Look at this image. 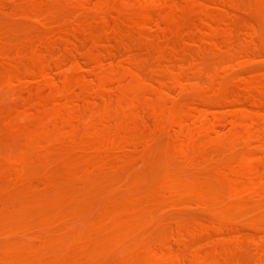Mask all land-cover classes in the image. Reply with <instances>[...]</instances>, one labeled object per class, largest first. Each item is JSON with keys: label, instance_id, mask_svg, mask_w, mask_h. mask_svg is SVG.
<instances>
[{"label": "rangeland", "instance_id": "1", "mask_svg": "<svg viewBox=\"0 0 264 264\" xmlns=\"http://www.w3.org/2000/svg\"><path fill=\"white\" fill-rule=\"evenodd\" d=\"M25 1L3 0L5 5L0 2V7H6L5 11L0 8V53H4L0 54V95L5 94L0 97V110H5L0 111V214L3 212L0 224L7 220L8 225L4 227L6 222L0 225L3 228L0 230V264H198L204 260L206 264H264L263 0ZM17 3L23 6L16 8L20 5ZM75 4L80 7L72 8ZM38 6L43 8L42 14ZM32 8L38 11L37 17ZM145 11L147 18L141 15ZM3 19L5 22L1 24ZM118 25L123 26L122 29ZM7 27L11 30H6ZM168 30L170 37L165 34ZM92 31L96 34L94 37L90 35ZM118 31L121 33L117 34ZM10 32L13 39L8 41ZM112 32L115 38H111ZM85 34L89 41L84 40ZM117 36L121 50L116 47L113 50ZM34 48H42L44 60ZM45 58L47 62L49 58L54 61H50L54 66L47 65L51 70L47 73L52 76L46 73ZM64 62L66 64H62ZM194 67H200L202 74ZM29 68L34 71L31 73ZM42 69L46 74L44 78L38 74L44 72ZM38 76L43 78L44 81L40 78L43 84ZM81 94L85 99L79 97ZM240 97L242 100L245 97V101ZM127 102L136 112L128 108ZM4 112L7 114L2 115ZM23 115L27 118L19 117ZM29 116L30 120L34 118L29 122L36 127L31 124L37 129L36 133L28 126ZM49 117L55 123L49 122ZM24 125L31 128L29 135L30 132L35 136L40 133L41 139L37 136V140L34 137L32 141L34 138L28 136L32 143L26 140L28 144H23L28 138L20 135L18 139L16 130L24 129ZM49 125L52 137L47 138ZM242 128L252 130V136L236 135ZM25 129L22 134L28 132ZM7 132H13L15 137L8 138ZM36 141L42 149L35 145ZM94 143L100 153L94 151ZM98 143L99 147L103 146L97 148ZM123 149L127 152H122ZM85 151L92 155L88 158ZM43 168L42 174L47 171L46 176H39ZM142 171H146L144 176L154 184L145 183ZM148 173H155L157 177L149 178ZM162 173L165 176L171 173L173 183L177 177L181 181L177 182L190 185L185 184L182 192L185 187H180V183L163 184ZM234 180L241 182L244 188L235 192L231 185ZM143 181L147 184L145 187L141 185ZM100 190L104 194H100ZM108 190L113 193L110 195ZM94 201L97 206L93 205ZM15 202L16 209L12 208ZM43 202L48 203V207ZM146 203L152 207H147ZM39 206L42 209H38ZM31 207L36 212L31 211ZM43 207L48 211H43ZM139 208L142 214L139 216L137 211L133 215L132 210L136 212ZM13 209L18 211L17 216ZM115 211L118 215L113 216ZM7 215L11 219L9 224L8 218H4ZM41 215L44 219L40 220ZM136 215L139 217L135 220ZM17 217L18 225L15 224ZM167 239L171 247L163 253L161 248ZM91 257L94 260L91 261Z\"/></svg>", "mask_w": 264, "mask_h": 264}, {"label": "bare ground", "instance_id": "2", "mask_svg": "<svg viewBox=\"0 0 264 264\" xmlns=\"http://www.w3.org/2000/svg\"><path fill=\"white\" fill-rule=\"evenodd\" d=\"M27 1H30V0H27ZM27 1H25V2L27 3ZM69 1H70V0H69ZM69 1H68L67 3H70ZM88 1H89V0H88ZM202 1H203V0H202ZM202 1H201V2H202ZM0 2L3 3V5H5V3L3 2V0H1ZM36 2H37V0H36ZM74 2H76V1H74ZM194 2H195V1H194ZM241 2H242V0H241ZM1 3H0V4H1ZM64 3H65V2H64ZM98 3H99V2H98ZM191 3H192V2H191ZM202 3H204V2H202ZM245 3H246V2H245ZM263 3H264V0H263ZM17 4H20V5H18V6L15 5L16 8H20L19 6H21L23 3H17ZM24 4H25V3H24ZM39 4H40V3L36 4V6L39 5ZM70 4H71V3H70ZM70 4H69V5H70ZM135 4H136V3H135ZM138 4H139V3H138ZM194 4H195V3H194ZM233 4H234V3H233ZM235 4H236V3H235ZM33 5H34V4H33ZM40 5L42 6V2H41ZM67 5H68V4H67ZM69 5H68V6H69ZM76 5H77V4H75L72 8L76 9V8H75ZM203 5H204V4H203ZM15 6H14V9H16ZM22 6H23V5H22ZM24 6H27V5L25 4ZM30 6H31V5H30ZM44 6H45V4L43 3V7H44ZM78 6L80 7V5H77L76 7H78ZM81 6H82V5H81ZM199 6H200V5H199ZM256 6H257V5H256ZM27 7H28V6H27ZM70 7H71V6H70ZM82 7H83V6H82ZM164 7H166V6H164ZM195 7H196V9H197V6H195ZM257 7H258V6H257ZM0 8H3V10L1 9V11H5L4 8H6V7L2 6V7H0ZM30 8H31V7H30ZM83 8H84V7H83ZM258 8H259V7H258ZM11 9H12V8H11ZM32 9L34 10L35 8H32ZM32 9H31V11H33ZM37 9H39V14H40V13L42 14V12H43V8H40V6H38ZM201 9H202V8H201ZM261 9H262V8H261ZM6 10H7V9H6ZM16 10L18 11V9H16ZM22 10H23V9H22ZM25 10H27V9H25ZM40 10H42V12H40ZM164 10H165V8H164ZM254 10H257V8H256V9L254 8ZM34 11H35V12H34ZM34 11H33V13H36V14H35V16H36L37 13H38V11H37V12H36V10H34ZM191 11H192V10H191ZM201 11H202V10H200L199 12H201ZM211 11H212V10H211ZM257 11H258V10H257ZM262 11H263V12H262ZM262 11H260V12H262L261 18H262V17L264 18V4H263V9H262ZM192 12H193V11H192ZM227 12H228V11H227ZM258 12H259V11H258ZM258 12H257V14H260V13H258ZM0 13H1V12H0ZM4 14H5V13H3V15H4ZM152 14H153V13H152ZM179 14H181V13H179ZM198 14H199V13H198ZM1 15H2V14H0V16H1ZM6 15H8V14H6ZM6 15H5L6 18H5L4 16H2V17H4L5 19H7V16H6ZM9 15H10V13H9ZM141 15H142L143 18H147V16H148V12L145 11V12L141 13ZM155 15H156V14H155ZM183 15H184V14H183ZM183 15H182V16H183ZM193 15H194V14H193ZM210 15H212V14H210ZM40 16H41V15H40ZM176 16H178V15H176ZM182 16H181V17H182ZM184 16H185V15H184ZM197 16H198V15H197ZM197 16H192V15H191V17H195V18H197ZM200 16H202V14H201ZM2 17H1V19H2ZM36 17H37V16H36ZM181 17H180V18H181ZM259 17H260V16H259ZM105 18H106V17H105ZM178 18H179V17H178ZM180 18H179V19H180ZM184 18H185V17H184ZM201 18L203 19V17H201ZM39 19H40V18H39ZM181 19H182V18H181ZM199 19H200V18H199ZM207 19H208V18H207ZM211 19H212V18H211ZM148 20H149V19H148ZM195 20H196V19H195ZM209 20H210V19H209ZM183 21L185 22V20H183ZM193 21H194V19H193ZM197 21H198V20H197ZM199 21H200V20H199ZM4 22H5V20L3 19V22H1V24L4 23ZM207 22H208V21H207ZM260 22L262 23V21H260ZM116 23H117V22H116ZM146 23H147V22H146ZM166 23H168V22H166ZM170 23H171V22H170ZM186 23H187V22H186ZM194 23H195V22H194ZM205 23H206V22H205ZM222 23H223V22H222ZM222 23H221V24H222ZM7 24H9V23H7ZM7 24H6V26H8ZM121 24H122V23H121ZM168 24H169V23H168ZM218 24H219V23H218ZM185 25H186V24H185ZM197 25H198V27H199V24H198V23H197ZM178 26H180V25H178ZM212 26H214V25H212ZM212 26H210V27H211V28H214V27H212ZM217 26H218V25H217ZM223 26H224V25H223ZM86 27H87V26H86ZM118 27H121V29H122L123 26H119V25H118ZM124 27H125V26H124ZM136 27H137V26H135V28H136ZM169 27H170V26H169ZM183 27H184V25H183ZM183 27H182V28H183ZM114 28H115V26H114ZM191 28H192V27H191ZM194 28H195V27H194ZM222 28H223V27H221V29H222ZM224 28L226 29V27H224ZM224 28H223V29H224ZM231 28H232V27H231ZM252 28H253V27H252ZM8 29H9V30H8ZM69 29H72V28L70 27ZM69 29H68V31H70ZM90 29H91V28H90ZM90 29H89V30H90ZM119 29H120V28H118V30H119ZM166 29H167V27H166ZM201 29H202V28H201ZM6 30L10 31L11 29H10L9 27H7ZM91 30H92V29H91ZM91 30H90V31H91ZM94 30H95V29H94ZM123 30H124V29H123ZM123 30H122V32H123ZM202 30H204V29H202ZM202 30H201V31H202ZM253 30H254V29H253ZM71 31H72V30H71ZM73 31H74V30H73ZM85 31H86V29H85ZM111 31H112V30H111ZM171 31H172V30H171ZM175 31H176V30H175ZM184 31H185V30H184ZM184 31H183V32H184ZM210 31H211V30H210ZM113 32H114V30H113ZM113 32H112V36H113V37H111V38H115V36H114L115 34H114ZM168 32H169V30H168ZM183 32H182V33H183ZM221 32H222V31H221ZM227 32H229L228 29H227ZM12 33H14V31H12ZM12 33L10 32V36H9V34H7V36L10 37L8 41H10V40L13 39V38L11 37V34H12ZM85 33H87V32H85ZM110 33H111V32H110ZM110 33H109V34H110ZM115 33H116V31H115ZM118 33L120 34L121 32L118 31L117 34H118ZM124 33H125V32H124ZM206 33H207V31H206ZM231 33L233 34V32H231ZM81 34H82V33H81ZM92 34H93V31L91 32L90 35L92 36ZM117 34H116V35H117ZM127 34H128V33H127ZM129 34H130V33H129ZM165 34H170V32H169V33H165ZM176 34L178 35L177 32L175 33V35H176ZM82 35H83V34H82ZM82 35H81V36H82ZM95 35H96V34L94 33V34H93V37H94ZM110 35H111V34H110ZM183 35H184V34H183ZM227 35H229V37H230V34H229V33H228ZM250 35H251V34H250ZM84 36H85L86 39H84V37H83V38L81 37V39H82V40H83V39H84V40H87V36H86V34H85ZM91 36H90V38H91ZM170 36H171V34L169 35V37H170ZM225 36H226V35H225ZM248 36H249V35H248ZM4 37H5V39L7 38L6 36H4ZM13 37H14V34H13ZM122 37H123V36H122ZM122 37H121V38H122ZM166 37L168 38V35H167ZM166 37H165V39H166ZM176 37H177V36H176ZM195 37H196V36H195ZM90 38H89V39H90ZM116 38H117V40H118L119 37L117 36ZM141 38H142V37H141ZM246 38H247V37H246ZM7 39H8V38H7ZM91 39H92V38H91ZM109 39H110V38H109ZM119 39H120V38H119ZM251 39H252V41H253V38H252V37H250V41H251ZM107 40H108V39H107ZM173 40H175V39H173ZM184 40H185V39H184ZM187 40H188V39H187ZM3 41H5V40H3ZM6 41H7V40H6ZM87 41H89V40H87ZM110 41H111V40H110ZM113 41H115V40H113ZM167 41H169V39H167ZM176 41H177V39H176ZM252 41H251V42H252ZM65 42H66V40H65ZM68 42H69V41H68ZM118 42H120V41L118 40V41L116 42L117 44L113 47V50H114L115 47H116L117 49L119 48V50H121V49L123 48V47H122V44H120L121 48L119 47V43H118ZM169 42H170V41H169ZM190 42H191V41H190ZM193 42H194V41H193ZM227 42H228V41H227ZM248 42H249V41H248ZM254 42H255V41H254ZM254 42H253L252 44H254ZM36 43H37V42H36ZM36 43H35V45H36ZM120 43H121V42H120ZM136 43H137V42H136ZM147 43H148V41H147ZM182 43H183V42H182ZM186 43H187V41H186ZM196 43H197V42H196ZM232 43H233V41H232ZM246 43H247V41H246ZM69 44H70V42H69ZM73 44H74V42H73ZM114 44H115V43H114ZM165 44L168 45L167 42H165ZM188 44H189V43H188ZM227 44H228V46H229L230 43H227ZM249 44H250V42H249ZM35 45H34V46H35ZM196 45H197V44H196ZM225 45H226V44H225ZM67 46H70V45H67ZM73 46H74V45H73ZM73 46H72V47H73ZM180 46H181V45H180ZM187 46H188V45H187ZM252 46H253V45H252ZM252 46H251V47H252ZM37 47H38V44H37ZM166 47H167V46H166ZM170 47H172L171 44H170ZM184 47H186V45H185ZM253 47H254V46H253ZM70 48H71V46H70ZM116 48H115V49H116ZM177 48H178V47H177ZM186 48H187V47H186ZM34 49H36V48H34ZM75 49H76V48H75ZM75 49H73V50H75ZM169 49H170V48H168V47L166 48V50L168 51V53H170V52H169ZM31 50H32V49H31ZM41 50H42V48H41V49H38V50L36 49L35 51H36V53H37V51H40V54H41ZM70 50H71V49H70ZM196 50H197V49H196ZM198 50H199V49H198ZM66 51L71 52L72 54H74L72 51H69V50H66ZM175 51H176V50H175ZM199 51H200V50H199ZM74 52H76V51H74ZM160 52H161V51H160ZM173 52H174V51H173ZM190 52H191V51H190ZM225 52H226V51H224V53H225ZM2 53H3V52H2ZM2 53H0V54H1V55H4V53H3V54H2ZM30 53H31V52H30ZM174 53H175V52H174ZM177 53H178V52H177ZM179 53H180V52H179ZM184 53H185V52H184ZM187 53H188V52H187ZM192 53H193V52H192ZM194 53H196V52H194ZM229 53H231V52H229ZM32 54H33V53H32ZM38 54H39V52H38ZM185 54H186V53H185ZM5 55H6V54H5ZM35 55H36V54H34V56H35ZM41 55H42V54H41ZM66 55H70V54L66 53ZM31 56L34 57L33 55H31ZM63 56H65V55H63ZM70 56H72V55H70ZM191 56H192V55H191ZM194 56H195V55H194ZM35 57H36V56H35ZM37 57H38V56H37ZM39 57H41V56H39ZM42 57H43L42 59L44 60V57H45V56L42 55ZM60 57H62V56H60ZM67 57H68V56H67ZM164 57H165V55H164ZM171 57H172V53H171ZM173 57H174V56H173ZM7 58H8V57H7ZM52 58H53V57H52ZM56 58H57V57H56ZM64 58H65V57H64ZM76 58H77V57H76ZM165 58H166V57H165ZM0 59H1V58H0ZM42 59H40V61H41ZM46 59H47V58H45L44 63L47 62ZM53 59H55V58H53ZM132 59H135L134 56H133ZM29 60H30V59H29ZM34 60H35V59H34ZM38 60H39V59H38ZM48 60L51 61L52 59L49 58ZM57 60H58V59H57ZM35 61L37 62V59H36ZM40 61L38 62V64H40ZM50 61H48L49 63L47 62L48 64L46 63V69L49 67V66L47 67V65L50 64ZM52 61H53V60H52ZM61 61H64V60L61 59ZM61 61H60V62H61ZM67 61H68V59H67ZM69 61H70V60H69ZM56 62L58 63V61L55 60V64H57ZM133 62H134V61H133ZM31 63H32V62H31ZM42 63H43V61H42ZM53 63H54V61H53ZM53 63H51L50 65H52ZM76 63H77V62H76ZM195 63H196V62L194 61L193 64H195ZM62 64H66V62H64V63H62ZM73 64H74V63H73ZM73 64H71V65H73ZM78 64H80V63H78ZM33 65H34V64H33ZM36 65H37V63H36ZM43 65H44V64H43ZM191 65H192V64H191ZM196 65H200V64H196ZM30 66H31V64H30ZM44 66H45V65H44ZM53 66H54V64H53ZM53 66H52V68H53ZM59 66L61 67V63H59ZM59 66H58L57 68H59ZM192 66H193V65H192ZM31 67H32V66H31ZM38 67H39V66L37 65L36 68H38ZM40 67H42V64H41ZM77 67H78V66H77ZM190 67H191V66H190ZM190 67H189V68H190ZM36 68H35V69H36ZM43 68H44V67H43ZM50 68H51V66H50ZM79 68H81V67H79ZM194 68H195V70L197 69V67H194ZM194 68H193V69H194ZM29 69H31V68H29ZM33 69H34V68H33ZM201 69H202V68H201ZM40 70H41V68H40ZM42 70H43V69H42ZM44 70H45V68H44ZM44 70H43V71H44ZM48 70H50V69H47V70H46V73H47ZM190 70H191V69H190ZM195 70H194V71H195ZM197 70H199V74H202V70H201V73H200V67H199ZM33 71H34V70L31 69V73H32ZM50 71H51V70H50ZM29 72H30V70H29ZM48 72H49V71H48ZM31 73H30V74H31ZM41 73H42V74L44 73V75H40ZM38 74H39V76H41V77L43 76V78H44L45 75H46V74H45V71H44V72H39ZM47 75H51V73H50V74L47 73ZM192 75H194V74H192ZM34 76H35V75H34ZM39 76H38L37 78H39ZM51 76H52V75H51ZM82 76H83V75H82ZM195 76H196L197 79H199V78H198V75H197V72H196V75H195ZM201 76H202V75H201ZM32 77H33V76H32ZM41 77H40V78H41ZM47 77H48V76H47ZM80 77H81V76H80ZM37 78H35V80H36ZM40 78H39L40 83H42V82H41V79L43 80V78H41V79H40ZM52 78H53V77H52ZM84 78H85V77H84ZM196 78L194 77V79H196ZM77 79H79V78H77ZM81 79H82V78H81ZM39 80H36V82L39 81ZM43 81H44V80H43ZM46 81H47V80H46ZM54 81H55V80H54ZM68 81H69V80H68ZM83 81H84V80H83ZM199 81H200V80H198V82H199ZM34 82H35V81H34ZM36 82H35V83H36ZM52 82H53V81H52ZM76 82H77V81H76ZM89 82L91 83V80L88 81V83H89ZM247 82H248V81H247ZM44 83H45V82H44ZM55 83H56V82H55ZM90 83H89V84H90ZM199 83H200V82H199ZM248 83H249V82H248ZM42 84H43V83H42ZM46 84H47V83H46ZM69 84H70V81H69ZM81 84L84 85V82H82ZM244 84H245V83H244ZM37 85H38V83H36L35 86H37ZM44 85H45V84H44ZM52 85H53V83H52ZM55 85H57V84H55ZM82 85H81V86H82ZM143 85H144V83H143ZM147 85H148V84L146 83V86H147ZM198 85H199V84H198ZM62 86L64 87V85H62ZM81 86H79V87H81ZM89 86H90V85H89ZM220 86H221V84H220ZM225 86H226V85H225ZM249 86H250V85H249ZM253 86H254V85H253ZM47 87H48V84H47ZM86 87L88 88V84H87ZM136 87H137V86H136ZM147 87H149V86H147ZM245 87H246V85H245ZM261 87H262V86H261ZM65 88H66V87H65ZM71 88H72V87H71ZM84 88H85V86H84ZM84 88H82V89H84ZM34 89H35V88H34ZM67 89H68V88H67ZM85 89H86V88H85ZM198 89H199V87H198ZM263 89H264V88H263ZM30 90H31V88H30ZM30 90H29V91H30ZM37 90H38V89H37ZM59 90H60V89H59ZM32 91H33V89L31 90V92H32ZM55 91H57V89H56ZM147 91H148V90H147ZM69 92H70V90H69ZM69 92H68V93H69ZM83 92H84V91H83ZM232 92H233V90H232ZM246 92H247V90H246ZM250 92H251V91H250ZM32 93H33V92H32ZM32 93H31V94H32ZM35 93H36V91H35ZM81 93H82V92H81ZM144 93H145V92H144ZM229 93H230V95L232 94L231 91H229ZM255 93H256V92L254 91V94H255ZM257 93H258V92H257ZM0 94H1V93H0ZM87 94H88V93H87ZM236 94H238V93H236ZM236 94H235V95H236ZM2 95L4 96L5 94H2ZM79 95H80V94H79ZM84 95H85V94H84ZM244 95L246 96V94H244ZM3 96L0 95V97H3ZM28 96H29V99H30V97H31V96H30V93H29ZM82 96H83V95L81 94V96H79V97H82ZM231 96H232V95H231ZM87 97H88V96H87ZM87 97H86V98H87ZM235 97H236V96H235ZM237 97H238V95H237ZM253 97H254V96H253ZM27 98H28V97H27ZM69 98H70V95H69ZM82 98H84V97H82ZM163 98H164V97H163ZM238 98H239V97H238ZM243 98H244V100H242L241 97H240L241 101H245V97H243ZM247 98H248V96H247ZM250 98H251V95H250ZM77 99H78V97H77ZM80 99H81V98H80ZM84 99H85V98H84ZM231 99H233V98H231ZM235 99H236V98H235ZM248 99H249V98H248ZM27 100H28V99H27ZM39 100L41 101V99H39ZM82 100H83V99H82ZM239 101H240V100H239ZM248 101H249V100H248ZM32 102H33V101H32ZM32 102H31V104L33 105ZM36 102H37V101H36ZM125 102H126V101H125ZM230 102H232V100H231ZM40 103H41V102H40ZM128 103H129V102H127V104H128ZM36 104H38V102H37ZM36 104H34V105H36ZM129 104H130V106L128 105V108L130 109V107H131V103H129ZM135 104H136V103H135V101H134V105H135ZM180 105H181V104H180ZM132 106H133V104H132ZM37 108H38V107H37ZM131 108L135 109V107H131ZM133 109H132L131 112L135 113V112H136V109H135V112L133 111ZM203 109H204V108H203ZM247 109H248V108H247ZM2 110H3V109H1L0 111H2ZM57 110H58V109H57ZM127 110H128V109H127ZM3 111H5V110H3ZM22 111H23V110H22ZM22 111H21V112H22ZM239 111H240V110H239ZM239 111H238V112H239ZM18 112H19V110H18ZM32 112H33V111H32ZM34 112H37V113H38V110H37V111L34 110ZM39 112H40V111H39ZM131 112H128V113L133 114V113H131ZM186 112H187V111H186ZM0 113H1V112H0ZM5 113H6V112L2 113V115L5 114ZM6 114H7V113H6ZM21 114H22V113H21ZM31 114H32V113H31ZM31 114H30V115H31ZM33 114H34V113H33ZM38 114H39V113H38ZM161 114H162V113H161ZM15 115H17V113H16ZM69 115L71 116V113H69L68 116H69ZM73 115H74V114H73ZM131 116H134V115H131ZM250 116H251V115H250ZM250 116H249V117H250ZM8 117H9V115H8ZM19 117H21V119H22V117H26V116L23 115V116H19ZM50 117H51V116H50ZM50 117H49V118H50ZM76 117H77V116H76ZM81 117H83V116H81ZM94 117H95V116H94ZM251 117H252V116H251ZM9 118H10V117H9ZM12 118H13V117H12ZM26 118H27V117H26ZM29 118H31V116H29L28 119H29ZM32 118H33V117H32ZM36 118H37V117H36ZM60 118H61V117H60ZM78 118H79V117H78ZM247 118H248V116H247ZM19 119H20V118H19ZM21 119H20V121H21ZM68 119H69V117H68ZM82 119H84V118H82ZM173 119H175V118H173ZM249 119H250V118H248V120H249ZM11 120H13V119H11ZM11 120H10L9 122H13V121H11ZM14 120H15V118H14ZM32 120H34V118H33ZM32 120H30V119L27 120L28 124H29L30 122H33ZM48 120H49V119H48ZM53 120H54L53 118H50V121H49V122H53ZM57 120H58V119H57ZM88 120H89V117H88ZM25 121H26V120H23V123H24ZM29 121H30V122H29ZM81 121H82V120H81ZM173 121H175V120H173ZM16 122H18V121H16ZM34 122H35V121H34ZM84 122H85V121H84ZM86 122H88V121H86ZM91 122H93V121H91ZM175 122H176V121H175ZM175 122H174V123H175ZM47 123H48V121H47ZM53 123H55V122H53ZM79 123H81V122H79ZM82 123H83V121H82ZM24 124H26V123H24ZM31 124H33V123H30V125H28V126L31 127L32 129L29 128V127L27 128V127H26L27 125H24L25 128H26L27 130L23 127V128L25 129L26 132L28 131V132H27L28 135H27V133H26V134H22V133H23L22 131H24V129H22V130L20 129L19 132H17L16 127L14 128V130H16V134L19 133V135L17 136L18 139H21V138H19V137H21L20 135H23V139H25L24 135H26V137L28 138V139H25V141L23 142V144H24V143L28 144V143L26 142V140H27L29 143H32L30 140H32V138H34V137H35L36 140H37V136L39 137V135H40V133H39V134L37 133L36 136H35V135H32V132L35 131V133H36V130H37V129L35 130L36 127L34 126V124H33V126H34L35 128L33 129V127L31 126ZM49 124H50V123H49ZM74 124H75V123H74ZM74 124H73V125H74ZM7 125L9 126L10 123H8ZM17 125H18V124H17ZM77 125H78V128H79V127H80L79 124H77ZM77 125H74V126L77 127ZM11 126H12V124H11ZM18 126H19V125H18ZM21 126H22V123H21ZM94 126H96V125H94ZM9 127H10V126H9ZM12 127H14V126H12ZM48 127H50V125H49ZM48 127H47V128H48ZM51 127H53L52 124H51ZM51 127H50L49 131L52 129ZM90 127H91V126H90ZM92 127H93V126H92ZM209 127H210V125H209ZM6 128H7V126H6ZM66 128H67V127H66ZM66 128H65V129H66ZM72 128H73V127H72ZM85 128H86V127H85ZM9 129H11V127H10ZM30 129L32 130V132H30L31 135H29V131H30ZM38 129H39V128H38ZM97 129H99V128H97ZM101 129H102V128H101ZM101 129H100V131H101ZM103 129H104V128H103ZM4 130H6V131H10V130H8V129H4ZM14 130H13V132H14ZM46 130H47V129H46ZM46 130H45V131H46ZM63 130H64V129H62V131H63ZM237 130H240V129H237ZM11 131H12V130H11ZM39 131H40V130H39ZM41 131H42V130H41ZM45 131L43 130V132H44L45 134L48 133V132H45ZM57 131L59 132L58 129H57ZM13 132H11V133H13ZM79 132H80V131H79ZM2 133H4V135H6V132L3 131ZM11 133L9 134V132H7V134H9L8 138H10V137H11V138H12V137L14 138V137H15V136H14L15 134L12 135ZM33 133H34V132H33ZM73 133H74V132H73ZM82 133H83V132H82ZM97 133H98V132H97ZM103 134H105L104 131H103ZM106 134H107V133H106ZM106 134H105V135H106ZM242 134H243V135H247V136L250 137V136H252L253 131L250 130V129L244 130V129L242 128V129H241L236 135L244 137ZM105 135H104V136H105ZM233 135H235V134H233ZM28 136H32V138H31V137H28ZM48 136L52 137V136H51V131H50L49 134L47 135V138H48ZM91 136L93 137V132H92ZM100 136H101V135H99V137H100ZM114 136H115V135H114ZM45 137H46V135H45L43 138H45ZM55 137H56V136H55ZM97 137H98V136H97ZM236 137H237V136H236ZM30 138H31V139H30ZM35 138H34V140H32V141H35ZM89 138H90V137H89ZM104 138H105V137H104ZM145 138H146V136H145ZM238 138H239V137H238ZM29 139H30V140H29ZM39 139H41V137H39ZM39 139H38V140H39ZM231 139H232V138H231ZM13 140H14V139H13ZM101 140H103V139H101ZM104 140L106 141V138H105ZM204 140H205V139H204ZM22 141H23V140H22ZM121 141H122V139H121ZM146 141H147V140H146ZM19 142H20V140H19ZM38 142H39V141H38ZM94 142L97 143L96 140H94ZM101 142H102V141H101ZM262 142H263V141H262ZM33 143H34V142H33ZM200 143H201V142H200ZM203 143H204V142H203ZM254 143H255V142H254ZM257 143H258V142H257ZM259 143H260V142H259ZM20 144H22V143L20 142ZM99 144H100V143H98L97 148L99 147ZM102 144H103V142H102ZM124 144H125V143H124ZM212 144H213V143H212ZM215 144H216V143H215ZM252 144H253V143H252ZM29 145H30V144H29ZM35 145H38L39 147H41V149L43 148V147L40 145V142L37 144V141H36V144H35ZM108 145H110V144L108 143ZM125 145H126V144H125ZM30 146H31V145H30ZM30 146H29V147H30ZM94 146H95V150H94V149H93V150H94L95 152L100 153L101 151L99 152V151H98L99 149L96 150V144H95V143H94ZM94 146H93V147H94ZM101 146H103V145H100V147H101ZM106 146H107V145H106ZM112 146H113V145H112ZM126 146H127V145H126ZM259 146H261V145H259ZM27 147H28V146H27ZM27 147H26V149H30V148H27ZM100 147H99V148H100ZM31 148H32V147H31ZM102 148H103V147H102ZM102 148H101V149H102ZM104 148H105V147H104ZM106 148H107V147H106ZM109 148H110V147H109ZM32 149H33V148H32ZM111 149H112V148H111ZM188 149H189V148H188ZM37 150H38V149H37ZM39 150H40V148H39ZM103 150H104V149H103ZM103 150H102V151H103ZM109 150H110V149H109ZM124 150H125V152H127L126 149H123L122 152H123ZM244 150H245V149H244ZM260 150H262V149H260ZM112 151L114 152V149H113ZM156 151H157V148H156ZM103 152H105V151H103ZM107 152L111 153V152L108 151V150H107ZM85 153L88 154V158L90 157V155H92V154L89 155V153H88L87 151H85ZM236 153H237V152H236ZM238 153H239V152H238ZM238 153H237V154H238ZM241 153H242V152H241ZM83 154H84V153H83ZM123 154H124V153H123ZM123 154H122V155H123ZM127 154H130V153H127ZM263 154H264V153H263ZM85 156H86V154H85ZM128 156H129V155H128ZM16 157H17V156H16ZM190 157H191V156H190ZM251 157H253V156H251ZM20 158H22V157H20ZM86 158H87V157H86ZM162 158H163V157H162ZM177 158H178V157H177ZM181 158H182V157H181ZM191 158H192V157H191ZM25 160H27V159H25ZM14 161H15V159H14ZM19 161H20V160H19ZM168 161H169V160H168ZM242 161H243V160H242ZM20 164H22V162H21ZM23 164H24V162H23ZM47 164H49V163H47ZM255 165H256V164H255ZM42 166H44V165H41V167H42ZM49 166H50V165H49ZM49 166H48V167H49ZM149 166H150V165H149ZM149 166H148V167H149ZM181 166H182V165H181ZM44 167H45V166H44ZM163 167H164V166H163ZM169 167H170V165H169ZM169 167H168V168H169ZM22 168H23V167H22ZM181 168H182V167H181ZM181 168H179V166H178V169H179V170H181ZM257 168H258V167H257ZM257 168H256V169H257ZM43 169H44V168H43ZM43 169H42V170H43ZM166 169H167V168H166ZM3 170H4V169H3ZM51 170H52V169H51ZM51 170H50V171H51ZM27 171H28V170H27ZM30 171H32V170H29L28 172L31 173ZM44 171H45V169L43 170V172L38 173L39 176H40V174L44 173ZM146 171H147V170H146ZM146 171H145V172H146ZM181 171H183V169H182ZM184 171H185V170H184ZM0 172H1V170H0ZM7 172H8V171H7ZM46 172H47V171H46ZM46 172H45V175H43V174H42V175H43V176H46ZM53 172H54V171H53ZM53 172H52V173H53ZM57 172H58V171H57ZM142 172H143V173H142V174H143L142 179H143V180L145 179V180H144L145 183L148 184L149 181H150V183H153L152 180H149V181H148L147 178L144 176L145 172H144V171H142ZM148 172H149V171H148ZM234 172H235V171H234ZM49 173H50V172H49ZM139 173H140V172H139ZM173 173H174V171H173ZM238 173H239V172H238ZM142 174L140 173V175H142ZM150 174H151V173H148V174H146V175H147V176L149 175V178H151L152 176H156V175H154L155 173H154V174L152 173L151 175H150ZM160 174H161V173H160ZM162 174L164 175V173H162ZM170 174H171V173H169V175L166 174V176L164 175L165 178H163L162 175H161V177L159 176L160 179H161V178L164 179V180H161V181H163V184H164V182H167V181H168V185H170L169 182L171 183V181H172V183H173L174 179H173V177H172L173 180L170 179V177H171ZM188 174H189V173H188ZM235 174H237V172H236ZM4 175H6V174H4ZM4 175H3V176H4ZM21 175H22V174H21ZM29 175H32V174H29ZM29 175L27 174L26 176H29ZM42 175H41V177H42ZM52 175H53V174H52ZM137 175H138V173H137ZM181 175H182V174H181ZM16 176H17V175H16ZM18 176H19V175H18ZM35 176H36V174H35ZM56 176H58V175L56 174ZM189 176H190V175H189ZM238 176H240V175H238ZM156 177H157V176H156ZM156 177H155V178H156ZM242 177H244L243 174H242ZM18 178H20V177H18ZM26 178H27V177H26ZM54 178H55V177H54ZM152 178H153V177H152ZM237 178H238V177H237ZM196 179H197V178H196ZM243 179H244V178H243ZM243 179H242V180H243ZM146 180H147V182H146ZM153 180L155 181V179H153ZM165 180H166V181H165ZM175 180L180 181L179 179H177V177H176ZM144 181H143V183L141 182V185H143V186L145 187L147 184L144 185V184H145ZM156 181H157V180H156ZM177 181H176V183H180V182H181V181H180V182H177ZM193 181H194V180H193ZM12 182H13V181H12ZM14 182H15V181H14ZM227 182H228V181H227ZM244 182H245V181H244ZM133 183H134V182H133ZM139 183H140V181H139ZM159 183H160V182H159ZM159 183H157V184H159ZM176 183H173V186H175ZM246 183H248V182H246ZM153 184H154V183H153ZM153 184H149L148 186L153 185ZM180 184H181V186H180ZM180 184H177V185H179L180 187L184 186L185 184H186V185H190V184H187V182H186L185 184H183V182L180 183ZM12 185H14V184H12ZM63 185H66V184H63ZM161 185H162V183L160 184V186H161ZM224 185H225V184L223 183V187L225 188ZM231 185H232L233 190H234L235 192H236L237 189L244 188V185L241 184V182H237L236 180H234V181L232 182ZM245 185L247 186V184H245ZM248 185H249V184H248ZM96 186H98V185H96ZM100 186H101V184H100ZM100 186H99V187H100ZM139 186H140V184H139ZM148 186H147V189H148ZM157 186H158V185H157ZM163 186H165V185H163ZM179 186H178V187H179ZM213 186H215V185H213ZM101 187H102V186H101ZM101 187H100V189H101ZM178 187H177V188H178ZM184 187H185V186H184ZM94 188H95V187H94ZM153 188H154V185H153ZM153 188H152V189H153ZM162 188H163V187H162ZM177 188H176V189H177ZM187 188H188V186H187ZM215 188H216V187H215ZM247 188H248V187H247ZM252 188H253V187H252ZM254 188H255V187H254ZM254 188H253V189H254ZM103 189H104V188H103ZM152 189H151V190H152ZM155 189H156V186H155ZM181 189H182V188H181ZM181 189H179L178 191L180 192ZM184 189H186V187L183 188V191H182V192L185 191ZM218 189H219V188H218ZM218 189H217L216 191H218ZM221 189H222V186H221ZM226 189H227V188H226ZM96 190H97V188H96ZM129 190H130V189H129ZM143 190H144V188L142 189V191H143ZM151 190H150V191H151ZM100 191H101V190H100ZM102 191H103V190H102ZM102 191L100 192V194H104V192L102 193ZM108 191H109V192H107V193H109L110 195H111L110 192L113 193V191H111V190H108ZM144 191H145V190H144ZM156 191H157V190H156ZM192 191H193V190H192ZM221 191H222V190H221ZM249 191H250V190H249ZM20 192H22V191H20ZM42 192H43V191H42ZM239 192H240V191H239ZM98 193H99V192H98ZM185 193H186V192H185ZM211 193H212V192H211ZM253 193H254V192H252V194H253ZM43 194H44V192H43ZM43 194H42V196H43ZM147 194H149V193H147ZM180 194H181V192H180ZM208 194H209V193H208ZM13 195H14V194H13ZM39 195H41V194H39ZM134 195H135V194H134ZM212 195H213V194H212ZM214 195L216 196L215 193H214ZM42 196H40V198H41ZM112 196H113V198L116 197V196H114V195H112ZM132 196H133V195H132ZM204 196H205V195H204ZM15 197H16V196H15ZM15 197H14V198H15ZM37 198H38V197H37ZM109 198H110V197H109ZM111 198H112V197H111ZM122 198H123V197H122ZM136 198L138 199V196H136ZM210 198H211V197H210ZM213 198H214V197H213ZM215 198H216V197H215ZM242 198H243V197H242ZM38 199H39V198H38ZM41 199H42V198H41ZM127 199H129V197H127ZM139 199H141V198L139 197ZM132 200H133V199H132ZM243 200H244V198H243ZM22 201H23V200H22ZM39 201H40V199H39ZM42 201H44V199H42ZM55 201H56V200H55ZM92 201H93V200H89L90 203H91ZM109 201H111V199H110ZM138 201H139V200H138ZM213 201H214V200H213ZM17 202H19V200H18ZM36 202H37V200H36ZM36 202H35V203H36ZM44 202H46V201H44ZM44 202H43V203H44ZM53 202H54V200H53ZM94 202H95V201H94ZM94 202H93V205H94V204L96 205V202H95V203H94ZM97 202H98V201H97ZM121 202H122V201H121ZM140 202H141V201H140ZM143 202H145V201L143 200ZM204 202H205V201H204ZM208 202H209V201H208ZM211 202H212V201H211ZM244 202H245V201H243V204H244ZM54 203H56V202H54ZM58 203H59V202H58ZM111 203H112V202H111ZM147 203H148V202H147ZM147 203H146V205H147ZM214 203H215V201H214ZM12 204H14V203H12ZM44 204L47 205L48 203H47V204L44 203ZM59 204H60V206H61V203H59ZM99 204H100V203H99ZM115 204H117V203L115 202ZM115 204H114V205H115ZM136 204H137V203H136ZM136 204H135L134 206H135L136 208H138V207L136 206ZM216 204H217V203H215V205H216ZM39 205L42 206L41 201L39 202ZM45 205H44V206H45ZM50 205H51V204H50ZM104 205H105V204H104ZM109 205H110V204H109ZM127 205H129V203H128ZM213 205H214V204H213ZM218 205H219V204H218ZM218 205H217V206H218ZM40 206L38 207V209L40 208ZM96 206H97V205H96ZM96 206H95V208H96ZM102 206H103V205H102ZM111 206L113 207V204H111ZM131 206H132V205H131ZM144 206H145V205H144ZM144 206H143V207H144ZM201 206H202V205H201ZM13 207H15V209H16V207H17L16 202H15V205H12V208H13ZM45 207H46V206H45ZM45 207H43V209H45V210H43V211L46 212V211H48V210H46V208L48 207V205H47L46 208H45ZM61 207H62V206H61ZM118 207H119V205H118ZM143 207H142V208H143ZM147 207H150V208H151L152 206H148V205H147ZM153 207H156V206L154 205ZM218 207H219V206H218ZM33 208H34V207H33ZM33 208L31 207V211H32ZM49 208H50V207H49ZM51 208H52V207H51ZM71 208H72V207H71ZM73 208H74V207H73ZM103 208H105V207H103ZM103 208H101V209H103ZM108 208H109V207H108ZM133 208H134V207H133ZM133 208H132V209H133ZM203 208H204V207H203ZM5 209L8 210V208H5ZM15 209H13V211H14ZM40 209H42V208H40ZM58 209H59V208H58ZM75 209H76V207H75ZM119 209H120V208H119ZM146 209H148V208H146ZM210 209H211V208H210ZM212 209H213V208H212ZM216 209H217V208H216ZM33 210H34V209H33ZM84 210H85V209H83V211H84ZM89 210H90V209H89ZM99 210H100V209H99ZM129 210H131V207H130ZM143 210H144V209H143ZM205 210H207V209H205ZM208 210H209V209H208ZM214 210H215V208H214ZM0 211H1V209H0ZM10 211H11V209H9V214H10ZM15 211H16V210H15ZM15 211H14V212H15ZM62 211H63V208L61 209V212H62ZM74 211H75V210H74ZM76 211H77V209H76ZM83 211H81V212H83ZM113 211H114V209H113ZM132 211H134V212H132ZM132 211H131V212L134 213L133 215H135V213H137V211H139V213H140L139 216L142 214V213L140 212V211H141L140 208H139V210H136V212H135V209L132 210ZM146 211H147V210H146ZM225 211H226V210H225ZM4 212H8V211H4ZM17 212H18V211H17ZM17 212H15V213H16L15 216L18 215ZM34 212H36V210H34ZM45 212L43 213L44 215H45ZM63 212H64V211H63ZM78 212H79V211H78ZM84 212H85V211H84ZM90 212H91V211H90ZM90 212H89V213H90ZM11 213H12V212H11ZM40 213H41V211H40ZM225 213H226V212H225ZM1 214H3V212H2ZM1 214H0V215H1ZM36 214H37V213H36ZM76 214H77V213H76ZM116 214L118 215V211H115L112 215L115 216ZM210 214H211V213H210ZM5 215H6V214H5ZM44 215H43V216H44ZM129 215H130V214H129ZM193 215H194V214H193ZM216 215H217V214H216ZM216 215H215V216H216ZM222 215H223V213H222ZM228 215H229V214H228ZM9 216H10V215L5 216V217H4L5 220H6V218H8V220H9ZM22 216H25V215H22ZM22 216L19 217V218H22ZM26 216H27V215H26ZM139 216H138V217H139ZM195 216H196V215H195ZM218 216H219V214H218ZM218 216H217V217H218ZM1 217H2V215H1ZM39 217H40V216H39ZM39 217H38V218H39ZM138 217H137V215H136V217H133V218L136 220V218H138ZM186 217H187V216H186ZM213 217H214V216H213ZM233 217H234V215H233ZM2 218H3V217H2ZM27 218H28V217H27ZM41 218L44 219V218L42 217V215H41V217H40V220H41ZM101 218H102V217H101ZM131 218H132V215H131ZM193 218H194V217H193ZM193 218H192V219H193ZM25 219H26V217H25ZM28 219H29V218H28ZM102 219H103V218H102ZM176 219H177V218H176ZM189 219H190V218H189ZM199 219H200V218H199ZM18 220H19V219H18V217H17V219H16V221H15V224H17V225H18V223H19ZM23 220H24V217H23ZM26 220H27V219H26ZM40 220H39V224H40ZM110 220H111V218H110ZM194 220H195V218H194ZM233 220H234V218H233ZM10 221H11V219L8 221V224H9ZM37 221H38V220H37ZM100 221H101V220H100ZM133 221H134V220H133ZM2 222H3V221H2ZM5 222H6V223H5ZM5 222H3V223H5L4 227H5V226H8V225H6V224H7V220H6ZM26 222H27V221H23L24 224H25ZM30 222H31V221H30ZM67 222H68V221H67ZM3 223H1L2 226H3ZM35 223L38 224L37 222H35ZM1 224H0V225H1ZM10 224H12V222H11ZM33 224H34V223H33ZM33 224H32V225H33ZM192 224H193V223H192ZM32 225H31V226H32ZM9 226H11V225H9ZM19 226H20V225H19ZM29 226H30V223H29ZM0 227H1V226H0ZM33 227H35V225H33ZM190 227H191V226H190ZM7 228H8V227H7ZM10 228H11V227H10ZM10 228H9V230H10ZM22 228H24V227H22ZM29 228H32V227H29ZM2 229H3V228H0L1 231H2ZM12 229H13V228H12ZM18 229H19V228H18ZM34 229H35V228H34ZM172 229H173V227H172ZM24 230H27V228L24 229ZM35 230H36V229H35ZM35 230H32V231H35ZM170 230H171V228H170ZM186 230H187V229H186ZM176 231H179V230H176ZM27 232H28V231H27ZM27 232H26L25 234H27ZM164 232H165V231H164ZM193 232H194V231H193ZM23 233H24V232H23ZM23 233H20V234L22 235ZM29 233H30V232H29ZM171 233H174V232H172V230H171ZM179 233H180V232H179ZM107 234H108V233H107ZM161 234H162V233H161ZM193 234H194V233H193ZM193 234H192V235H193ZM22 236H24V235H22ZM175 236H176V235H175ZM179 236H181V235L179 234ZM183 236H184V235H183ZM168 238H169V237H168ZM176 238H177V237H176ZM105 239H106V238H105ZM108 239H109V238H108ZM170 239H171V238H170ZM153 240H155V239H153ZM168 240H169V239H167V241L164 242V244H163V245H164L163 248L159 247V248L162 249V252H163V253H164V252H167V250L171 247L170 243H168ZM179 240H180V238H179ZM150 241H151V239H150ZM181 241H182V240H181ZM153 242H154V241H153ZM150 243H151V242H150ZM154 243H155V242H154ZM156 243H157V242H156ZM121 244H122V243H121ZM4 245H5V244H4ZM119 245H120V244H119ZM156 245H157V244H156ZM222 245H223V244H222ZM5 246H6V245H5ZM14 246H15V245H14ZM3 247H4V246H3ZM15 247L17 248V246H15ZM155 247H158V245L155 246ZM19 248H20V247H19ZM151 248H152V247H150V249H151ZM153 248H154V247H153ZM161 249H160V250H161ZM223 249H224V248H223ZM228 249H229V248H228ZM7 250H8V249H7ZM17 251H19V249H18ZM95 251H96V250H95ZM141 251H142V250H141ZM141 251H140V254H141ZM263 251H264V249H263ZM146 252H147V251H146ZM151 252H153V251H151ZM198 252H199V250H198ZM21 254H22V253H21ZM24 254H25V253H24ZM52 254H53V253H52ZM104 254H105V253H104ZM152 254H154V253H152ZM208 254H209V253H208ZM262 254H263V253H262ZM44 255H45V254H44ZM53 255H54V254H53ZM107 255H108V254H107ZM149 255H150V252H149ZM160 255H161V254H160ZM220 255H221V254H220ZM13 256H14V255H13ZM150 256H151V255H150ZM205 256H206V255H205ZM225 256H226V254H225ZM9 257H10V256H9ZM23 257H24V256H23ZM23 257H22V258H23ZM151 257H152V256H151ZM261 257H263V255H262ZM92 258H93V257L90 258L91 261L94 260V259H92ZM148 258H149V257H148ZM199 258H200V257H199ZM201 258H202V256H201ZM104 259H105V258H103V260H104ZM146 259H147V258H146ZM152 259H153V258H152ZM263 259H264V258H263ZM44 260H45V259H44ZM99 260H100V259H98V262H102V261H99ZM107 260H108V259H107ZM135 260H136V258L134 259V261H135ZM155 260H156V259H155ZM218 260H219V259H218ZM42 261H43V260H42ZM261 261H262V260H261ZM263 261H264V260H263ZM54 262H55V261H54ZM57 262H58V261H57ZM82 262H83V261H82ZM94 262H95V261H94ZM246 262H249V261L247 260ZM36 263H37V261H36ZM43 263H44V262H43ZM43 263H41V264H43ZM106 263H107V262H105V264H106ZM109 263H110V261H109ZM263 263H264V262H263ZM23 264H25V263H23ZM44 264H45V263H44ZM95 264H97V263H95ZM198 264H206V262H205V260H204V261H202V262H199ZM250 264H251V263H250Z\"/></svg>", "mask_w": 264, "mask_h": 264}]
</instances>
